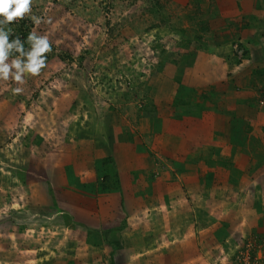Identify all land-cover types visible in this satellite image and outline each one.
Instances as JSON below:
<instances>
[{
  "label": "rangeland",
  "instance_id": "374dc122",
  "mask_svg": "<svg viewBox=\"0 0 264 264\" xmlns=\"http://www.w3.org/2000/svg\"><path fill=\"white\" fill-rule=\"evenodd\" d=\"M31 8L56 56L0 80V264H264V0Z\"/></svg>",
  "mask_w": 264,
  "mask_h": 264
},
{
  "label": "clouds",
  "instance_id": "9594fccd",
  "mask_svg": "<svg viewBox=\"0 0 264 264\" xmlns=\"http://www.w3.org/2000/svg\"><path fill=\"white\" fill-rule=\"evenodd\" d=\"M32 0H0V80L10 78L23 84L25 75L38 76L46 67L47 55L52 45L47 35H39L31 31L26 41L19 36L10 40L13 30L10 25L16 20L30 16L34 25L44 23L41 17L31 16ZM29 47L26 49L25 44ZM20 93L21 88L13 89Z\"/></svg>",
  "mask_w": 264,
  "mask_h": 264
},
{
  "label": "crops",
  "instance_id": "0c3cea01",
  "mask_svg": "<svg viewBox=\"0 0 264 264\" xmlns=\"http://www.w3.org/2000/svg\"><path fill=\"white\" fill-rule=\"evenodd\" d=\"M197 66L199 68H203L200 63L197 64ZM241 78L242 77H240V76H237V78H236V81L237 80L239 81V84H238L239 86H240ZM231 96L232 95H228L227 96V93H226L225 98L228 99ZM234 110H235V107H233V106L226 108L227 112H229V111L232 112ZM242 114L243 113H241V117H240V120L242 119V121H240V122H245V120H247V118L245 116H243ZM262 119L263 118L261 117V120ZM232 123H233V119H231V118L225 117V120H222L221 118L219 120V118L216 117V115H214V117H211V118H208V119H205V120H199V119H195L194 118V119H191V120L185 119V121H174L172 126H174L173 127L174 132L179 131L181 135H185V138L192 139L194 144L195 143L203 144V143L206 142L208 137L211 136L210 132H208L209 130L213 129V130L216 131L219 128V126H221V125H223L224 128H227L229 125H233ZM236 123H237V121H236ZM253 125H254V123L252 124V127H254ZM257 127L258 128H260V127L264 128L263 120L258 123ZM197 131H200L202 133V136L201 135L196 136ZM215 135L217 136V134H215ZM215 137H214V139H215ZM263 138L264 137H263V133H262L261 136H260V139L263 140ZM210 139H211V137L209 138V140ZM214 139H212V140H214ZM227 151H228V149L226 150L225 153H227ZM262 172H264V168L262 169Z\"/></svg>",
  "mask_w": 264,
  "mask_h": 264
},
{
  "label": "trees",
  "instance_id": "16d2710c",
  "mask_svg": "<svg viewBox=\"0 0 264 264\" xmlns=\"http://www.w3.org/2000/svg\"><path fill=\"white\" fill-rule=\"evenodd\" d=\"M10 27L12 28L13 33H14L12 36H10V40L14 39L16 36H19L22 41H26L28 34L34 30V23L32 20L30 21V20L24 18L23 20L14 21L10 25ZM28 47H29V45L26 43L25 48L27 49ZM46 55H47V59L55 58L56 49L54 47H52V51ZM108 161H110V160H108Z\"/></svg>",
  "mask_w": 264,
  "mask_h": 264
}]
</instances>
